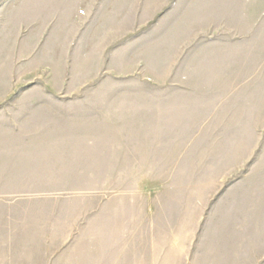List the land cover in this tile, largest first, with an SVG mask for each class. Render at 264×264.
I'll use <instances>...</instances> for the list:
<instances>
[{
	"label": "rangeland",
	"instance_id": "1",
	"mask_svg": "<svg viewBox=\"0 0 264 264\" xmlns=\"http://www.w3.org/2000/svg\"><path fill=\"white\" fill-rule=\"evenodd\" d=\"M159 129L188 172H124ZM98 219L136 264H264V0H0V264L78 263Z\"/></svg>",
	"mask_w": 264,
	"mask_h": 264
},
{
	"label": "crops",
	"instance_id": "2",
	"mask_svg": "<svg viewBox=\"0 0 264 264\" xmlns=\"http://www.w3.org/2000/svg\"><path fill=\"white\" fill-rule=\"evenodd\" d=\"M187 105L190 103H186ZM191 106L194 105V102H191ZM176 109V108H175ZM178 122V119L174 118L171 121V124H169V122L167 121L166 118L161 117L160 118V123L158 126L161 125H173L176 124ZM167 136H165L164 133H162V129H159V132H157L156 134L153 135V137L151 139H149V141L151 142V152L150 155L146 156V158H144L146 161H144V166L147 169L144 170H125L124 172H145V173H167V172H188L185 171L182 166H180V163L177 162L175 159H173V161H168L167 159V155L162 152L164 150H166L167 148ZM112 149L111 151H109L110 154H102V155H97L98 157H111L112 158V162H111V166L105 165V167H110L111 169H103V165L100 166L98 165L97 167L99 169H97L98 172H105V171H109L112 173H119L120 169H118L119 167V152L118 149L115 151V148H119V146L114 147V146H110L109 149ZM106 164V163H105ZM108 164V163H107ZM179 164V165H178ZM171 165H173V168H177V169H167L166 167H170ZM101 168V169H100ZM181 168V169H179ZM133 201L129 200V199H124V200H112L111 203L108 204H103L101 206L96 207V211H97V217H137V214L135 213V209L134 206H132ZM183 206L184 204L181 205V208L179 206L176 207L174 216L176 217H188L187 215L189 214L190 217H198L199 215V211L198 210H194L191 211L190 213H187V215L185 216V213L183 211ZM179 207V208H178ZM187 212H189V210H187ZM230 210L228 212H225L222 216L224 217H231L230 216ZM173 214L168 212V210L163 207L161 204L158 207V205L156 204H152V203H147L144 204V211L143 213L139 214L138 217H173ZM96 230L90 229L84 232V237L82 242L84 243V245H86V251L85 252H81L80 254V262H74L72 261L71 264H136L134 261V255L133 252L130 254L129 252H121V251H115V247H106L109 243V239L107 238L106 240H104V232L101 229L102 223L100 221V219L96 220ZM131 255V256H130Z\"/></svg>",
	"mask_w": 264,
	"mask_h": 264
}]
</instances>
